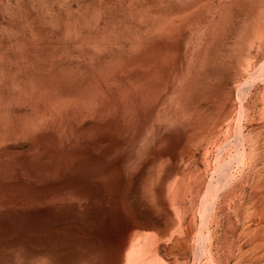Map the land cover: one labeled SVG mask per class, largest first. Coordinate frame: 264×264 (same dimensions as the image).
I'll use <instances>...</instances> for the list:
<instances>
[{
  "label": "rangeland",
  "instance_id": "374dc122",
  "mask_svg": "<svg viewBox=\"0 0 264 264\" xmlns=\"http://www.w3.org/2000/svg\"><path fill=\"white\" fill-rule=\"evenodd\" d=\"M0 264H264V0H0Z\"/></svg>",
  "mask_w": 264,
  "mask_h": 264
},
{
  "label": "bare ground",
  "instance_id": "6f19581e",
  "mask_svg": "<svg viewBox=\"0 0 264 264\" xmlns=\"http://www.w3.org/2000/svg\"><path fill=\"white\" fill-rule=\"evenodd\" d=\"M126 241H124V243H125Z\"/></svg>",
  "mask_w": 264,
  "mask_h": 264
}]
</instances>
